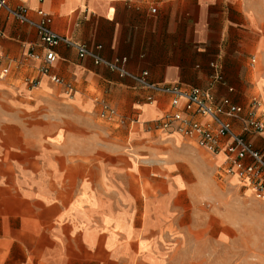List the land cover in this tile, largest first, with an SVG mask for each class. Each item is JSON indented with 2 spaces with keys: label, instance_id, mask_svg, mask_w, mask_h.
Instances as JSON below:
<instances>
[{
  "label": "crops",
  "instance_id": "obj_1",
  "mask_svg": "<svg viewBox=\"0 0 264 264\" xmlns=\"http://www.w3.org/2000/svg\"><path fill=\"white\" fill-rule=\"evenodd\" d=\"M7 1L152 82L210 89L217 104L264 102V0ZM55 52L50 74L64 83L41 72L36 29L0 11V264H229L245 222L212 206L246 186L224 172L225 152L155 128L168 95L66 45ZM244 116L225 118L264 152Z\"/></svg>",
  "mask_w": 264,
  "mask_h": 264
},
{
  "label": "built area",
  "instance_id": "obj_2",
  "mask_svg": "<svg viewBox=\"0 0 264 264\" xmlns=\"http://www.w3.org/2000/svg\"><path fill=\"white\" fill-rule=\"evenodd\" d=\"M0 11H5L18 21L36 29L46 49L44 65L40 69L43 74H50V67L57 56L55 47L66 45L75 49L81 58H90L94 63L103 65L120 76L131 78L142 87L168 95L171 109L158 121L155 128L194 137L201 146L212 153L224 151L226 154L224 172L237 175L244 186L254 190L258 198H264V152L255 148L244 133L235 132L231 122L225 118V115L236 117L245 112L243 118L245 131L262 133L264 132V102L254 98L245 109L235 105L228 98L223 99L221 104H217L215 95L210 89L152 82L148 71L132 73L125 67L122 59L104 57L101 54L102 45L90 47L57 32L53 28L52 16L43 10L38 11V18L35 19L29 15L25 6L13 7L7 0H0ZM152 11H157L156 6ZM28 56L32 57L34 54L30 52ZM8 72L9 68H3L1 76H5ZM50 75L54 81L64 83L61 77L55 74ZM66 87L71 90L70 84H66ZM116 115L117 111L114 108L105 102L102 104V118L112 120ZM198 117H205L208 121L202 123ZM224 138H227V143H224Z\"/></svg>",
  "mask_w": 264,
  "mask_h": 264
},
{
  "label": "rangeland",
  "instance_id": "obj_3",
  "mask_svg": "<svg viewBox=\"0 0 264 264\" xmlns=\"http://www.w3.org/2000/svg\"><path fill=\"white\" fill-rule=\"evenodd\" d=\"M258 64L260 62L257 61ZM256 69L261 71L259 67ZM236 178L239 183L240 179L238 176ZM224 183L231 186L227 180ZM237 187L235 192L234 188L230 189V194L224 203L220 197L218 202L212 206L215 215H219L222 208L224 210L229 208L235 216L239 215L245 222L247 233L245 245H234L240 246V249L232 250L233 252L224 258L228 259L229 264H264V198H258L254 191L249 188L247 190L240 183ZM242 200H245V203L240 202ZM238 243L236 241L235 244Z\"/></svg>",
  "mask_w": 264,
  "mask_h": 264
}]
</instances>
